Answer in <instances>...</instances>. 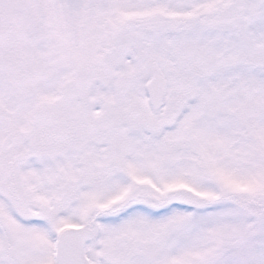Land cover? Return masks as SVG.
I'll return each instance as SVG.
<instances>
[{"label":"snow or ice","instance_id":"snow-or-ice-1","mask_svg":"<svg viewBox=\"0 0 264 264\" xmlns=\"http://www.w3.org/2000/svg\"><path fill=\"white\" fill-rule=\"evenodd\" d=\"M0 264H264V0H0Z\"/></svg>","mask_w":264,"mask_h":264}]
</instances>
